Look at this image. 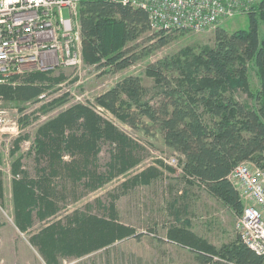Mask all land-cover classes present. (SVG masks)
Returning <instances> with one entry per match:
<instances>
[{"label": "trees", "instance_id": "1", "mask_svg": "<svg viewBox=\"0 0 264 264\" xmlns=\"http://www.w3.org/2000/svg\"><path fill=\"white\" fill-rule=\"evenodd\" d=\"M79 19L85 63L123 70L146 54L145 48H129L131 42L153 30L146 10L108 0H81ZM172 31L154 30L151 39L163 46L172 39ZM251 67L260 80L255 91L249 80ZM52 74L53 70L33 72L17 85L0 82V97L19 106L39 102L63 78ZM146 74L155 80L151 99L146 97L142 78L129 75L97 96L96 103L132 128L141 127L147 133L158 130L166 145L183 156L185 176L203 185L241 216L244 202L229 175L243 161L264 168V0L248 12L247 27L234 32L219 27L214 45H202L196 51L187 47L161 58L148 65ZM239 90L253 103L238 99ZM66 101L67 95L55 97L42 108L48 111ZM26 118L25 115L21 122ZM102 140L115 146L107 173L96 171ZM139 147L116 125L82 103L48 119L38 128L34 146L37 160H48V167H40L38 177L32 179L22 169L20 157L12 165L17 227L23 231L31 227L35 210L40 220L58 212L53 201V177L60 173L74 180L87 177L86 185L95 189L135 167L140 161L135 152ZM66 155L74 157L65 161ZM160 173L151 166L134 175L130 182L148 184ZM3 192L0 172V198ZM171 207L177 222L170 226L168 239L195 252L201 264H264V257L240 238L217 248L196 234L188 219L181 218L183 210L176 202ZM107 209L109 217L76 210L65 222H49L31 237V242L47 264H61L65 257L86 255L118 240L140 236L134 227L119 221L115 202Z\"/></svg>", "mask_w": 264, "mask_h": 264}, {"label": "rangeland", "instance_id": "2", "mask_svg": "<svg viewBox=\"0 0 264 264\" xmlns=\"http://www.w3.org/2000/svg\"><path fill=\"white\" fill-rule=\"evenodd\" d=\"M248 12L201 31L174 30L172 39L163 46L154 44L155 39H151L154 30H151L130 43V49L145 48L146 54L123 70L98 67L85 61L80 68L57 67L52 75H63V78L39 102L19 106L0 97V109L5 110L8 120L4 130L0 131V172L4 182V192L0 198V264H47L38 247L31 242L34 234L49 222H65L67 216L76 210L109 217L107 207L112 202H115L119 221L134 227L140 236L118 240L86 255L65 257L61 259V264H201L195 252L168 239L170 226L177 222L175 211L171 207L174 202L183 210L181 218L190 221V228L217 248L223 243L240 238L237 214L203 185L185 176L181 167L183 156L166 145L158 130L153 129L151 133H147L141 127L128 126L98 105L96 98L126 76L136 75L142 78L143 85L147 88L146 97L151 99L155 80L146 74L149 64L178 54L187 47L196 51L202 45H214L217 28L234 32L247 27ZM64 15L68 16L67 8L64 9ZM25 76L27 74L12 76L16 79L12 80L10 77L4 83L17 85ZM249 80L252 89L257 90L260 80L255 68H250ZM63 95H67L66 103L48 111L43 110L45 102ZM236 97L242 101L249 100L241 90ZM249 101L253 103L252 99ZM76 103L90 106L137 142L140 147L135 152L140 161L126 174L115 176L95 189L86 185L87 177L74 180L63 173L53 177L52 186L56 194L53 201L58 206V212L40 220L35 210L33 225L25 231L20 230L15 222L12 194L13 162L20 157L22 169L28 172L30 178L36 179L38 169L48 167V160H37L36 157L34 146L38 128ZM25 115L27 118L21 122ZM18 138H21L19 148L13 153ZM114 147L109 141H101V150L96 160L97 172H108L107 164ZM73 157L66 155L64 160L71 161ZM151 166L161 171L158 177L148 184L133 185L130 182L134 175Z\"/></svg>", "mask_w": 264, "mask_h": 264}, {"label": "built area", "instance_id": "3", "mask_svg": "<svg viewBox=\"0 0 264 264\" xmlns=\"http://www.w3.org/2000/svg\"><path fill=\"white\" fill-rule=\"evenodd\" d=\"M108 1L146 10L153 30L201 31L247 13L259 0ZM80 2L0 0V82L57 67L80 68L84 61ZM7 121L0 109V131ZM229 178L244 202L236 222L240 239L264 257V168L243 161Z\"/></svg>", "mask_w": 264, "mask_h": 264}]
</instances>
